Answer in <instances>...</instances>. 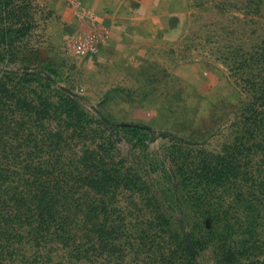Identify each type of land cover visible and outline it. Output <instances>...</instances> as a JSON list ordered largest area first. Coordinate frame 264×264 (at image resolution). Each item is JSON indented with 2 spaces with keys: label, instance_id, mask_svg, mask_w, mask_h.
Listing matches in <instances>:
<instances>
[{
  "label": "rangeland",
  "instance_id": "1",
  "mask_svg": "<svg viewBox=\"0 0 264 264\" xmlns=\"http://www.w3.org/2000/svg\"><path fill=\"white\" fill-rule=\"evenodd\" d=\"M252 87L264 91V0H0V121H13L0 168L27 186L84 182L75 197L92 186L97 207L79 214L167 237L156 264H264V206L237 211L241 169L230 188L207 168L251 102L264 108ZM106 164L141 190L103 189ZM210 198L235 227L211 230L214 210L198 206Z\"/></svg>",
  "mask_w": 264,
  "mask_h": 264
},
{
  "label": "trees",
  "instance_id": "2",
  "mask_svg": "<svg viewBox=\"0 0 264 264\" xmlns=\"http://www.w3.org/2000/svg\"><path fill=\"white\" fill-rule=\"evenodd\" d=\"M251 91L257 100L264 99V91L260 88L252 87ZM258 103L251 102L244 110V134L239 135L233 145L227 146L223 156L216 155L220 161L209 162L207 167L212 176L219 177L230 188H234L232 181L235 180L240 203L236 210L240 212H257L264 206V136L261 135V132L264 133V108H258ZM12 125L13 121L9 119L0 121L1 129L11 128ZM257 133L261 135L263 144L255 141ZM6 153H3V157ZM9 156L11 154L4 158ZM236 167L241 169L243 187L238 176L235 175L236 179L232 180L233 168L238 170ZM127 172L121 173L116 164H106L97 168L94 174L102 182L112 177L111 183L106 185V181L103 189L141 190L139 186H130L131 174L124 175ZM117 175H124L125 178L118 181L114 178ZM13 177L11 165L0 168V264H97L114 256L116 264H120L127 250H134L137 254L132 260L134 264L145 260L146 263L156 264L165 261L173 251L170 240L161 235L97 227L123 223L124 218L110 219L89 212L79 214L81 207H97L90 185H85V193H89V196L69 195L71 191L78 194L80 189L84 191V182L82 185L68 186L55 183L27 186ZM198 202V206L214 210L212 214L207 211L206 215L212 220L211 230L231 228L238 224L236 214L221 213V206L211 198L203 203Z\"/></svg>",
  "mask_w": 264,
  "mask_h": 264
},
{
  "label": "built area",
  "instance_id": "3",
  "mask_svg": "<svg viewBox=\"0 0 264 264\" xmlns=\"http://www.w3.org/2000/svg\"><path fill=\"white\" fill-rule=\"evenodd\" d=\"M91 48L94 50L95 47L94 46H91ZM78 49H81V45H79V48Z\"/></svg>",
  "mask_w": 264,
  "mask_h": 264
}]
</instances>
